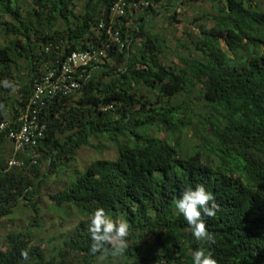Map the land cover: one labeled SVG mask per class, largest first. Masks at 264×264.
<instances>
[{
	"label": "trees",
	"instance_id": "obj_1",
	"mask_svg": "<svg viewBox=\"0 0 264 264\" xmlns=\"http://www.w3.org/2000/svg\"><path fill=\"white\" fill-rule=\"evenodd\" d=\"M116 2L0 0V80L15 85V91L0 87V120L28 99L53 62L105 47L97 28L100 21L109 25ZM189 2L208 3L216 14L199 18L203 23L186 31L171 53L166 40L147 30L149 19L163 10L173 23L175 7ZM117 26L123 48H107L81 90L44 111L45 136L31 151L35 164L19 154L24 167L5 171L9 144L0 135V220L20 204L38 215L47 181L38 162L59 178L82 148L115 151V159L75 170L48 195L59 212L72 209L80 218L68 234L48 240L61 243L53 256L47 259L28 231L11 232L0 238V264H94L98 258L192 264L198 249L217 264H264V13L256 0H150L147 7L126 8ZM186 131L194 141L190 150L178 139ZM196 184L219 205L215 217L204 218L214 244L195 241L175 212L179 194ZM97 207L129 224L122 255L113 256L111 245L90 253L88 217Z\"/></svg>",
	"mask_w": 264,
	"mask_h": 264
},
{
	"label": "built area",
	"instance_id": "obj_2",
	"mask_svg": "<svg viewBox=\"0 0 264 264\" xmlns=\"http://www.w3.org/2000/svg\"><path fill=\"white\" fill-rule=\"evenodd\" d=\"M150 0L130 1L118 0L108 13L109 25L100 21L98 31H103L105 47H90L82 52H72L62 60H57L32 85L28 99L15 106V113L0 120V135L9 144V155L4 159L5 171L21 169L24 164L17 155L24 154L36 160L31 151L45 136L46 125L42 115L49 104L56 99L75 95L91 77V72L103 62L106 49L111 45L123 48L117 26L119 20L125 18L126 8L135 11L147 7ZM106 107L103 110H108Z\"/></svg>",
	"mask_w": 264,
	"mask_h": 264
},
{
	"label": "rangeland",
	"instance_id": "obj_3",
	"mask_svg": "<svg viewBox=\"0 0 264 264\" xmlns=\"http://www.w3.org/2000/svg\"><path fill=\"white\" fill-rule=\"evenodd\" d=\"M256 5L259 10L264 13V0H256ZM166 12L167 11L162 10V12L158 13L157 17H150V19L153 20L149 19L147 30L151 31L153 34L160 35L166 40L168 49L173 53L178 51L177 40H181L186 31L195 30V25L202 24L203 21H199V18L216 14V9L208 3L192 4L189 2L187 4L178 5L175 7L177 21L173 23H168ZM167 59L172 62L171 54H167ZM181 135L178 137L180 145L183 147V150H190L194 144V141L192 142L191 139L192 132L186 131ZM94 144L96 145V143ZM9 151L10 146L7 145L4 151V158L9 155ZM96 159L113 160L115 159V151L110 149L109 151L98 154L90 148H82L78 151L75 160L69 164L70 169L62 172V176L59 178H56L54 174L47 173L49 168L47 162H38L37 166L40 173L44 174L47 178L46 184L43 185L40 190V195L38 196V215L33 214L28 207L23 206L22 204L18 205L8 217L0 220V238H4L11 232L28 231L33 236L34 240L32 243L34 245L37 243L38 245V242H40V248L46 250L45 255L47 259L50 256H53L55 251L61 247V243L60 241L49 243L48 240L52 237H57L60 233L68 234L71 231L72 226H74L80 218L72 209L66 210L64 208L62 212H59L60 210L54 208L48 200V195L57 192L58 189L55 188L56 186L61 184L63 187L75 170L81 171ZM33 220H36L38 225L36 227H29V222ZM120 260V258L112 261L98 258L94 264H120ZM66 263L77 264L78 260L68 259Z\"/></svg>",
	"mask_w": 264,
	"mask_h": 264
},
{
	"label": "clouds",
	"instance_id": "obj_4",
	"mask_svg": "<svg viewBox=\"0 0 264 264\" xmlns=\"http://www.w3.org/2000/svg\"><path fill=\"white\" fill-rule=\"evenodd\" d=\"M0 87L15 91V85L7 79L0 80ZM218 211L219 205L213 193L206 190L203 184L185 187L175 201V212L183 217L195 241L215 243L204 218H213ZM87 231L92 241L89 248L92 254L101 251L105 245H111V254L117 256L128 247L129 224L126 220L113 219L103 207H97L89 214ZM20 256L27 260L28 252L22 250ZM191 261L192 264H217L211 253L204 249L193 251Z\"/></svg>",
	"mask_w": 264,
	"mask_h": 264
}]
</instances>
